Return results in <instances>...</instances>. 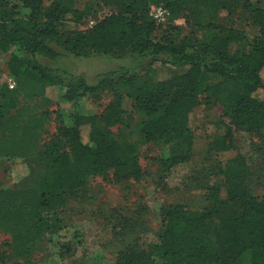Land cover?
Masks as SVG:
<instances>
[{"label": "trees", "instance_id": "1", "mask_svg": "<svg viewBox=\"0 0 264 264\" xmlns=\"http://www.w3.org/2000/svg\"><path fill=\"white\" fill-rule=\"evenodd\" d=\"M19 3L0 0V53L7 55V78L14 82L13 88L0 84V157L26 160L33 177L26 188L0 190V233L10 236L17 256L60 229L62 208L91 178L110 173L114 184L142 178L137 145L110 130L124 123L127 103L139 116L140 140L165 146L172 166L191 158L189 118L202 101L219 106L229 121L226 133L212 141L217 155L232 149L231 129L246 135L264 131V0H94L82 10L74 0H52L47 7L43 0ZM153 5L169 11L167 24L185 13L189 31L155 40V32L167 24L151 20ZM96 8L109 13L91 28L75 27ZM238 11L249 14L256 35L234 28ZM90 55L146 63L139 71L121 68L99 75L89 85L39 61ZM160 65L173 70L169 78H158ZM50 85L62 89L71 126L60 123L41 148ZM105 95L110 101L99 114L75 112L82 98L96 103ZM217 177L219 183L207 189L205 207L158 209L157 244L144 249L122 228L118 236L124 244L111 263L264 264V193H250L241 155L228 160Z\"/></svg>", "mask_w": 264, "mask_h": 264}, {"label": "rangeland", "instance_id": "2", "mask_svg": "<svg viewBox=\"0 0 264 264\" xmlns=\"http://www.w3.org/2000/svg\"><path fill=\"white\" fill-rule=\"evenodd\" d=\"M4 1L10 6L20 7L19 0ZM74 1L78 10H82L85 4H94V0ZM51 2L43 0V6L47 7ZM20 12L25 13L23 10ZM108 13L106 8H96L83 23L75 27L88 29L89 22L95 24ZM184 14L170 21L166 27H161L155 32L154 39L165 41L184 36L189 31ZM248 15L238 11L232 23L234 28L252 37L256 35V30L251 26ZM221 19H225L224 16ZM223 22L227 23L228 20ZM71 26L74 27L72 22ZM6 60L7 55L0 53V84L6 82ZM39 61L48 67L82 78L89 85L94 84L99 75L121 68L139 71L146 63H138L129 57L114 59L96 55L86 58L61 56L54 61ZM172 71L160 65L158 78L165 80ZM183 72L185 69L178 70L177 74ZM61 95L62 89L57 85L45 89L48 117L39 143L41 148L56 133L60 123L71 126L61 105ZM109 101L108 95L96 103L84 97L75 112L82 116L99 114ZM201 104L189 118L190 130L194 135L191 158L186 163L172 166L168 162L169 154L165 146L145 144L140 140L135 130L139 116L132 112L127 103L124 123L110 130L115 135L125 134L129 141L137 145L142 178L118 184L112 182L110 173L105 177L91 178L83 192L70 198L62 208L60 229L54 234H48L23 256L15 254L10 236L0 233V264H112L115 252L124 244L123 238L118 236L122 228L131 230L127 239L139 240L144 249L149 244H157L160 234L158 209L163 205H181L193 210L205 207L207 189L219 183L218 170L237 155L246 161L250 193L263 194L264 131L246 135L231 129L232 149L217 155L212 149V141L226 133L229 121L219 106L204 101ZM32 181L26 160L0 157V190L23 189L30 186Z\"/></svg>", "mask_w": 264, "mask_h": 264}, {"label": "built area", "instance_id": "3", "mask_svg": "<svg viewBox=\"0 0 264 264\" xmlns=\"http://www.w3.org/2000/svg\"><path fill=\"white\" fill-rule=\"evenodd\" d=\"M149 17L156 26H164L167 24L170 14L163 5H153L149 8ZM93 25V22L88 23L89 28H91ZM6 82L10 88L14 87V82L11 78H6Z\"/></svg>", "mask_w": 264, "mask_h": 264}]
</instances>
